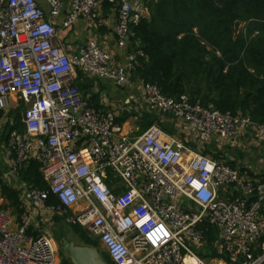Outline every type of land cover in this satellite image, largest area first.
Masks as SVG:
<instances>
[{
    "label": "built area",
    "instance_id": "2783aa9c",
    "mask_svg": "<svg viewBox=\"0 0 264 264\" xmlns=\"http://www.w3.org/2000/svg\"><path fill=\"white\" fill-rule=\"evenodd\" d=\"M109 2L118 4L115 33L129 49L126 64L95 38L77 53L57 43L63 0H0V134L14 123L9 112L23 106V129L8 133L3 158L14 173L39 162L48 185L22 184L18 221L0 184V264H62L43 213L84 228L114 264H264V178L193 150L158 120L132 135L118 111L99 108L79 89V71L124 87L145 56L132 29L142 1ZM102 4L71 0L62 27L96 22ZM142 91L149 111L171 117L182 133L188 127L201 144L249 129L264 144V123L249 116L206 107L197 95H165L143 80ZM207 222L216 231L210 245ZM207 248L212 260L199 254Z\"/></svg>",
    "mask_w": 264,
    "mask_h": 264
},
{
    "label": "trees",
    "instance_id": "16d2710c",
    "mask_svg": "<svg viewBox=\"0 0 264 264\" xmlns=\"http://www.w3.org/2000/svg\"><path fill=\"white\" fill-rule=\"evenodd\" d=\"M143 2L149 15L132 23L133 40L140 42L145 53L136 74L143 81L158 85L165 95L179 98L189 94L192 99L197 95L206 107L264 123V0ZM103 4L116 8L109 0H103ZM22 107V102L16 107L15 121L8 125V133L23 129ZM7 137L8 134L5 140ZM19 171L28 185L48 188L39 162L31 160ZM0 184L5 207H14L21 217L20 193L4 181L1 167ZM49 202L58 203L53 195ZM75 227L83 230L79 225ZM205 227L210 245L216 231L208 222ZM82 234L87 238L84 230Z\"/></svg>",
    "mask_w": 264,
    "mask_h": 264
},
{
    "label": "crops",
    "instance_id": "0c3cea01",
    "mask_svg": "<svg viewBox=\"0 0 264 264\" xmlns=\"http://www.w3.org/2000/svg\"><path fill=\"white\" fill-rule=\"evenodd\" d=\"M63 1L65 9L56 21V25L60 30L57 43L67 52L77 53L89 39L95 38L112 53L116 63L126 64L129 49L127 45H122L118 42L115 33L116 8H118V4H116V8H108L102 4L101 15L96 22L80 18L70 28H63L62 21L69 10L71 0ZM147 15H149V11L143 3L141 16ZM243 25L241 24V26ZM77 84L85 98L94 102L99 108L118 111V120H122L120 122L125 125L127 131L132 135L141 134L158 120L159 125L168 133L180 134L187 146L193 150L206 151L207 154L214 158L225 160L238 168L243 174L264 177V144L257 140L253 129H249L247 132L230 140L216 137L209 143L201 144L196 138V133L188 127L184 126V132L182 133L174 119L171 117L162 120L158 119V113L147 109L145 96L142 91V79L135 71L131 74L129 83L124 87H118L113 81L108 79L89 77L81 71L78 73ZM4 162L6 165V168H2L4 181L22 192V184H28L22 179L20 171L10 172L7 160L4 159ZM43 214V219L48 221L46 225L54 238L62 264L65 262L74 264L71 255L72 247L96 248L101 258L111 264L112 260L109 258L105 248L84 228L82 229L87 233V238L83 237V230L77 229L73 224H68L65 219L66 223H61L54 215L49 222V216L46 213ZM42 222H40L41 226H43ZM55 234L60 236L59 239H57Z\"/></svg>",
    "mask_w": 264,
    "mask_h": 264
},
{
    "label": "water",
    "instance_id": "95a60500",
    "mask_svg": "<svg viewBox=\"0 0 264 264\" xmlns=\"http://www.w3.org/2000/svg\"><path fill=\"white\" fill-rule=\"evenodd\" d=\"M133 20L134 17H132V21ZM193 211L195 213H199L200 207L195 206ZM71 255L74 264H109L101 258L99 251L93 247H81V248L72 247Z\"/></svg>",
    "mask_w": 264,
    "mask_h": 264
},
{
    "label": "rangeland",
    "instance_id": "374dc122",
    "mask_svg": "<svg viewBox=\"0 0 264 264\" xmlns=\"http://www.w3.org/2000/svg\"><path fill=\"white\" fill-rule=\"evenodd\" d=\"M142 1V0H141ZM144 3V2H143ZM142 3V4H143ZM16 106L12 109V111L11 112H9V115L11 116V118L13 119V121H15V113H16ZM22 111H23V108H22V110H21V114H22ZM13 112V113H12ZM12 114V115H11ZM21 118H22V115H21ZM139 123H140V121H138ZM7 127H8V125H7ZM7 127H6V130H5V132L3 133L4 134V136L3 137H0V167L1 168H6V165H5V162H4V158H3V152H2V143H4V141H5V136H6V134H8V131H7ZM0 135H2V134H0ZM9 184V183H8ZM19 193H20V198L22 199V192L21 191H19ZM6 203V202H5ZM21 207L23 208V214H24V212H25V210H24V206H23V204H22V200H21ZM7 208V207H6ZM9 210H10V212L15 216V218L18 220V221H20L21 220V218H22V216H23V214H22V216L21 217H19V214L16 212V209L14 208V207H9L8 208ZM56 218H57V220L59 221V222H64V223H66L65 221H64V216H61V215H59V214H57L56 215ZM56 235V237H57V239H59V235L58 234H55ZM200 251H202L203 253H205L207 256L205 257V258H207L208 260H212L216 255H214V251H213V249H209V248H207V249H204V250H200Z\"/></svg>",
    "mask_w": 264,
    "mask_h": 264
}]
</instances>
